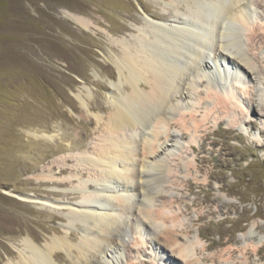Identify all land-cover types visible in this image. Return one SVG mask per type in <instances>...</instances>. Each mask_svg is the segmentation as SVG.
I'll use <instances>...</instances> for the list:
<instances>
[{
	"label": "rangeland",
	"instance_id": "obj_1",
	"mask_svg": "<svg viewBox=\"0 0 264 264\" xmlns=\"http://www.w3.org/2000/svg\"><path fill=\"white\" fill-rule=\"evenodd\" d=\"M251 1L253 25L260 27L262 37L250 45L245 40L247 33L243 34L244 49L261 57L258 68L262 83L252 87L251 78L234 84L242 105H232L233 116L219 109L202 121L200 130L166 126L154 140L158 156L165 158L160 188L166 192L167 203L176 200L181 204L179 210L167 206V214L175 209L181 212L179 222L191 230L192 238L199 230L198 246L214 243L202 256H218L219 261L202 259L205 263L201 264H219L229 246L255 244H263L259 255L244 261L237 251L229 262L264 264V226L255 230L254 238L246 235L253 223L264 225V0ZM62 9L94 19L102 32L92 34L81 29L62 15ZM143 10L155 15L154 21L173 27L184 5L178 0H0V264H6L7 255L15 259L18 239L23 235L29 234L41 244L53 234L64 236L66 229L75 236L74 242L84 234V225L68 224L65 214L83 200L77 189L80 181L90 179L87 190H94L95 173L76 157L90 150L102 135L97 118L102 120L106 115L113 84L118 82L116 69L108 62L109 56L116 55L109 39L129 41L136 36L149 17ZM207 61L215 74L224 68L216 67L212 59ZM219 80L222 85L226 82V89L231 88V80ZM203 86L198 87L191 107L185 110L196 109L199 120L212 106L211 100L206 99L207 107L200 100L205 95ZM258 93L262 95L256 96ZM245 103L256 111H249ZM216 116L220 120H215ZM235 121L240 127L230 125ZM65 156L71 159L65 160ZM54 162L69 167L68 171L58 173L51 164ZM46 178L70 182L42 180ZM12 194L34 195L66 209L25 202ZM160 201L157 196L152 201L153 211ZM127 215L141 225L136 213ZM137 235L133 231L124 240L125 246L120 251L115 249V260L105 255H112L111 246L105 253L98 252V258L110 264H131L137 254L128 248ZM145 236L140 264H163L159 260L162 255L163 259L171 258L168 248L153 243L155 233ZM73 254L57 251L54 261L71 264Z\"/></svg>",
	"mask_w": 264,
	"mask_h": 264
},
{
	"label": "bare ground",
	"instance_id": "obj_2",
	"mask_svg": "<svg viewBox=\"0 0 264 264\" xmlns=\"http://www.w3.org/2000/svg\"><path fill=\"white\" fill-rule=\"evenodd\" d=\"M178 1L183 3L184 11L173 27L154 21L155 15L151 16L143 10L149 17L136 36L129 41L109 39L116 55L109 56L108 62L116 69L118 82L113 84L106 115L102 116V120L100 116L97 118L102 135L97 137L90 150L82 151L76 157L78 163L91 166L90 169L95 173L92 180L95 188L93 191L87 190L90 179L80 181L77 189L82 193L83 200L78 201L76 207H70L65 214L68 224L84 225V234L74 242L75 236L70 229H66L64 236L53 234L41 244L29 234L23 235L18 239L15 259L7 255L6 264H57L54 261L57 251L74 253L75 259L72 258L71 264H110L98 258V252H106L107 247L111 246L114 249L112 255L104 253L112 261L115 260V249L120 251L125 246L124 240L133 231L138 235L127 248L129 252L134 251L137 257L131 264H140L145 235L150 233L156 235L153 237L154 244L160 242L163 248L171 252L172 259L170 256L163 259V255L159 258L163 264H201V261L210 259L219 261L218 256H202L203 251L212 245L198 246L200 232L197 230L192 238L191 230L184 228L183 222L181 227V212L175 209L167 214V206L179 210L181 204L176 200L167 203L166 192L160 188L163 181L160 170L165 169V158L163 155L158 156L160 152L154 140L164 132L166 126L170 128L171 125H178L185 131L190 127L195 131L200 130L204 125L202 121L219 109L225 114L234 115L232 105H242L234 84H243L251 78L254 79L252 87L256 88L262 83L258 68L261 57L248 54L243 41V34L247 33L245 40L254 45V41L261 36L260 27L253 25L251 0ZM62 15L92 34L102 32V27L88 16L68 9H62ZM207 59H212L216 67L224 68L215 74ZM219 77L231 80V88L226 89V82L222 85ZM202 85L205 95L200 96V100L205 102V106L206 99L211 100L212 106L204 110L205 114L199 120L195 116L196 109L185 110L191 107L193 94ZM255 95L260 97L262 94ZM246 107L251 112L256 111L253 105L247 104ZM214 119L220 120V116ZM230 125L240 127L238 121ZM144 129H148V132L142 133ZM64 159L70 160L71 157L65 156ZM55 163L51 164L56 165L58 173L68 171L69 167ZM42 180L57 184L70 182V179ZM96 184L100 186L96 187ZM12 195L25 202L54 209L65 208L60 203L30 194ZM156 196L161 198V203L153 211L151 203ZM127 213L140 216L141 225L133 223ZM130 221L132 224L128 228ZM263 226L258 222L253 223L247 231V238H254L255 230L263 229ZM262 245L229 246L223 251L221 257L227 254L219 264H230L229 260L237 251H240L244 261H248L254 255H259Z\"/></svg>",
	"mask_w": 264,
	"mask_h": 264
}]
</instances>
